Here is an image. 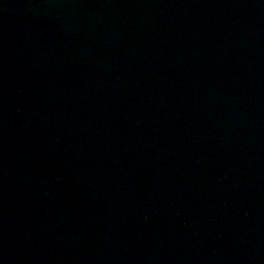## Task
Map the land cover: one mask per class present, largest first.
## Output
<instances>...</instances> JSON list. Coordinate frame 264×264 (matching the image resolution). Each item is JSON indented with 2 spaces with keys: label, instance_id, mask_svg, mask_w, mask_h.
<instances>
[{
  "label": "water",
  "instance_id": "1",
  "mask_svg": "<svg viewBox=\"0 0 264 264\" xmlns=\"http://www.w3.org/2000/svg\"><path fill=\"white\" fill-rule=\"evenodd\" d=\"M0 264H264V0H0Z\"/></svg>",
  "mask_w": 264,
  "mask_h": 264
}]
</instances>
